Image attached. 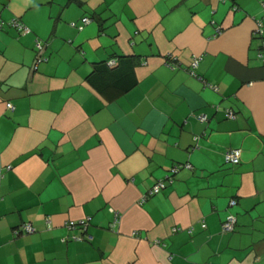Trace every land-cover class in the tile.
Returning a JSON list of instances; mask_svg holds the SVG:
<instances>
[{
    "label": "crops",
    "instance_id": "obj_1",
    "mask_svg": "<svg viewBox=\"0 0 264 264\" xmlns=\"http://www.w3.org/2000/svg\"><path fill=\"white\" fill-rule=\"evenodd\" d=\"M263 3L0 0V264H264Z\"/></svg>",
    "mask_w": 264,
    "mask_h": 264
},
{
    "label": "built area",
    "instance_id": "obj_2",
    "mask_svg": "<svg viewBox=\"0 0 264 264\" xmlns=\"http://www.w3.org/2000/svg\"><path fill=\"white\" fill-rule=\"evenodd\" d=\"M262 8L264 10V3L262 4ZM91 21V19L89 17H82L80 19V22L79 24H75V23H71V26L77 28L78 30H81L83 28L84 25H86L87 23H89ZM5 24V21H3L1 18H0V29L3 28ZM8 25L12 26V27H15L20 33L22 32H29L27 27L24 26L20 21H18L17 19H12L10 20L8 23ZM254 34L255 35H259V36H263V30H262V27H261V23H258L257 24V27L256 29L254 30ZM43 49V45L40 43V42H36V50L37 52L40 54V52L42 51ZM38 54V55H39ZM259 57L260 58H264L263 57V53L259 52ZM42 58L41 56L39 55L38 58H37V61H40ZM109 64H113L114 61L111 60L108 62ZM197 63H198V59H193V62H192V68L190 69V72L191 74L195 75L196 74L194 73L193 71V68H195L197 66ZM6 107L8 109H12V105L11 103H7L6 104ZM227 117H234L233 113L231 111H228L227 112ZM201 121H206L207 117L205 114H199L197 116ZM199 138V136H194V140H197ZM240 153H241V150L239 148H230V149H227L225 152H224V159L227 163H230V164H238L239 161H240ZM9 168V167H8ZM192 165L189 163V162H185V163H176V164H173L170 169L168 170V173L167 175L162 178V179H158L153 185L152 187H150V189L143 194L142 196V199H141V202H143L145 199H147L148 197L154 195V194H157L159 193L162 189H164L168 184H171L173 182V178H174V175L181 169H192ZM235 204V201L234 200H231L230 201V205H234ZM117 214V213H116ZM115 214V215H116ZM89 220L90 218L89 217H86L84 219H80L78 221H69V222H66V226L69 227V228H75V227H78L82 233H85L86 230H87V227L89 225ZM115 221H116V217H115ZM235 224H236V218L233 214H229L227 215L226 219L224 220L223 222V229L225 231H232L235 227ZM22 231H24L25 233H31L34 231V228L30 225V224H24L22 226ZM73 238H80V237H76L74 236Z\"/></svg>",
    "mask_w": 264,
    "mask_h": 264
},
{
    "label": "trees",
    "instance_id": "obj_3",
    "mask_svg": "<svg viewBox=\"0 0 264 264\" xmlns=\"http://www.w3.org/2000/svg\"><path fill=\"white\" fill-rule=\"evenodd\" d=\"M84 17H89L91 20H92V18L90 17V16H84ZM261 27H262V25H261ZM262 30H263V27H262ZM263 36H259V35H256V36H258L260 39H261V41H262V43H260V51L259 52H261L262 53V51L264 52V30H263V34H262ZM227 117V116H226ZM230 149V148H229ZM225 160V159H224ZM226 162V161H225ZM240 162V161H239ZM227 163V162H226ZM230 164V163H229ZM233 165V164H232ZM167 175V174H166Z\"/></svg>",
    "mask_w": 264,
    "mask_h": 264
}]
</instances>
